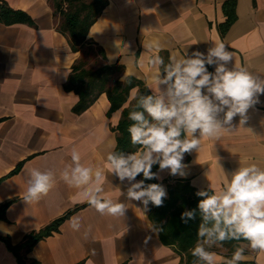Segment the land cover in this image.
Returning a JSON list of instances; mask_svg holds the SVG:
<instances>
[{"label":"crops","instance_id":"0c3cea01","mask_svg":"<svg viewBox=\"0 0 264 264\" xmlns=\"http://www.w3.org/2000/svg\"><path fill=\"white\" fill-rule=\"evenodd\" d=\"M3 1L25 12L32 24L0 23V177L22 162L15 174L0 183V207L9 202L0 212V236L13 246L20 245L28 233L74 210L57 232L31 250L19 251L26 264H179L180 257L160 242L148 212H142L139 202L121 196L125 186L108 171L106 157L116 147L111 128L121 110L108 116L109 103L101 94L84 112H73L78 96L64 85L81 55L71 51L58 30L57 0ZM227 1L107 0L88 39L103 51L102 63L122 67L121 80L131 76L151 93L156 90V68L148 62L150 57L158 54L169 62L172 55H183L185 50L206 53L220 42L233 54L230 68L244 67L264 78V0H234L230 6ZM229 17L233 21L225 30ZM152 42L159 44L158 53L146 47ZM134 94L136 89L131 90L130 99ZM259 100L249 109L244 126H239L237 116L236 131L222 133L218 139L204 138L197 152L185 154L186 178L170 176L165 170L158 181L166 190L169 179L187 180L196 190H218L226 178L224 170L230 173L251 163L264 167V95ZM73 150L82 164L103 171L102 196L124 203V217L101 215L82 197V189L63 180L61 173L72 164ZM33 169L52 171L55 182L39 201L26 202ZM73 218L81 222L79 231L71 228ZM240 245L245 248L240 264H264V251L252 250L247 241ZM216 254L218 264L231 258ZM0 264H20L3 241Z\"/></svg>","mask_w":264,"mask_h":264},{"label":"clouds","instance_id":"9594fccd","mask_svg":"<svg viewBox=\"0 0 264 264\" xmlns=\"http://www.w3.org/2000/svg\"><path fill=\"white\" fill-rule=\"evenodd\" d=\"M146 47L160 51L156 42ZM232 61L233 54L222 42L206 53L185 50L183 55H172L167 64L158 54L149 58L148 62L156 68V90L134 94L135 104L128 115L133 122L128 127L131 144L140 147L129 153L110 151L106 157L108 171L125 186L126 191L120 190L121 196L139 202L144 214L150 211V205L162 207L167 199L162 183L146 181L161 180L159 173L165 170L170 176L186 178L189 165L184 163L185 154L197 152L204 138L218 139L222 133L236 131L233 120L237 116L239 126H244L249 109L260 103L264 78L244 67L230 68ZM209 67L214 71H209ZM71 160L72 164L61 173L63 180L82 189V197L101 215L124 217V203L102 196L106 179L103 171L82 164L75 150ZM157 165L158 171L154 172ZM224 177L218 190H198L195 195L201 199L197 208L181 213V221L187 224L196 219L199 211L197 240L190 250L193 264H218L217 254L211 249L222 247L225 241L244 240L252 250L264 251V167L256 163L240 165L230 173L224 170ZM54 182L52 171L33 169L24 201H39ZM71 228L80 230L79 218L72 219ZM244 259L245 248L236 247L223 264H240Z\"/></svg>","mask_w":264,"mask_h":264},{"label":"trees","instance_id":"16d2710c","mask_svg":"<svg viewBox=\"0 0 264 264\" xmlns=\"http://www.w3.org/2000/svg\"><path fill=\"white\" fill-rule=\"evenodd\" d=\"M234 0H228L226 5H232ZM107 6V0H57L55 12L61 17V23L58 26L59 32L67 38L70 49L73 53H80V57L75 60L71 66V71L64 85L66 91H72L78 96V101L73 107V112L80 114L87 110L101 94H105L109 103L107 115L121 110V116L118 123L111 128L116 136L117 152H135L140 146L131 144L128 127L133 123L128 119L129 112L135 104V100L130 99V92L136 89L139 94H151L149 89L141 81L128 76L121 80L122 67L119 65H108L102 63L104 53L97 48L91 40L88 39V33L94 24L97 16ZM232 19L226 21L224 29L226 30L232 23ZM0 23L12 25L17 23L32 24L31 18L21 10L10 8L3 0H0ZM93 46V52L101 61V66L96 69L86 68V63L82 59V52L85 46ZM166 64L168 62H165ZM20 162L9 174L0 177L1 181L15 174L21 167ZM158 170V165L152 169ZM139 179L142 178L138 176ZM167 185L168 196L164 200L162 207L150 205L148 211L149 221L157 230L159 240L164 246H168L180 257L179 264H193L194 258L191 255V249L195 246L197 240V230L200 223L199 211L197 209L196 219L190 220L187 224L180 219L181 213L185 210L196 209L198 201L201 199L195 193L198 191L193 188L187 180H173ZM146 183H161L158 180L146 181ZM9 202L0 207L3 212ZM74 210L66 212L61 217L55 219L47 226L38 231L28 233L20 245L13 246L7 237L0 236L7 248L14 254L17 262L26 264L19 254L21 249L26 251L41 239L57 232L61 223L67 219ZM163 230H159V229ZM241 241H225L223 246L232 250L238 247L237 243ZM232 256V254H231ZM81 264V263H80ZM223 264V262L219 263ZM253 264V263H252Z\"/></svg>","mask_w":264,"mask_h":264},{"label":"rangeland","instance_id":"374dc122","mask_svg":"<svg viewBox=\"0 0 264 264\" xmlns=\"http://www.w3.org/2000/svg\"><path fill=\"white\" fill-rule=\"evenodd\" d=\"M61 23V17H60V21L58 23ZM82 59L85 61L86 63V68L88 69H96L98 67L101 66V61L100 59L95 56L94 52H93V46H85L82 52ZM242 242H245L244 240ZM242 244V243H241ZM238 247H242V245H240V242L237 243ZM230 248L226 247V246H222V247H214L211 250H215L216 252H221L224 253L225 256L227 257H231V254H233V252L235 251V247L232 250H229Z\"/></svg>","mask_w":264,"mask_h":264}]
</instances>
